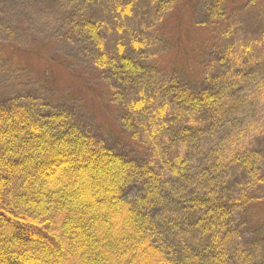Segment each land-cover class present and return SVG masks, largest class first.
<instances>
[{
	"label": "trees",
	"instance_id": "1",
	"mask_svg": "<svg viewBox=\"0 0 264 264\" xmlns=\"http://www.w3.org/2000/svg\"><path fill=\"white\" fill-rule=\"evenodd\" d=\"M113 1L129 14L138 0ZM202 1L208 19L189 24L184 4ZM146 2L159 11L183 2L180 40L190 26L207 33L191 44L195 59L180 54L181 64L155 74L124 45L104 51L97 0H85L93 12L76 0L71 17L97 72L113 74L103 94L86 82L87 105L111 111L105 98L125 90V131L104 120L123 145L80 129L67 110L0 105V264H264V0ZM16 42H0L12 70L24 69L21 53L40 56ZM52 125L75 138L52 135ZM124 179L138 187L131 196Z\"/></svg>",
	"mask_w": 264,
	"mask_h": 264
},
{
	"label": "rangeland",
	"instance_id": "2",
	"mask_svg": "<svg viewBox=\"0 0 264 264\" xmlns=\"http://www.w3.org/2000/svg\"><path fill=\"white\" fill-rule=\"evenodd\" d=\"M34 1L36 0H0V42L13 38L22 43L21 47L25 49L40 50V56L36 52L37 55L21 53L25 58L22 62L24 69L12 70L10 61H0V105L16 101L32 106L34 110L44 111L47 108L52 109L51 111L67 110L73 121L80 123L77 122L80 129L89 126L98 135L101 133L105 135L111 145L120 143L123 145V142L118 141L116 133L111 134L107 131L108 125L104 122L108 118L110 125L115 122L120 131H125L121 117L123 111L121 112L120 108L124 102L123 87L118 88L116 94L105 98L104 104L111 111H105L101 105L94 102L88 106L84 99L87 96L90 98V93L86 92L85 87L88 80L96 84L93 90H100L102 94L112 88L114 81L110 71L102 74L97 72L93 61L95 51L87 46L84 48L85 43H82L81 39H76L72 33L73 25L70 24L73 23L71 17L76 0H40V5L37 6L34 5ZM97 1L102 8L98 13L102 21L100 35L104 51L113 56L116 55L117 46L124 45L128 56L143 61L149 60L155 74L166 72L173 60H176L178 65L181 64L183 58L180 54L190 57L191 60L195 59L191 44H195L197 38L207 36L204 29L190 26L193 31L187 32L184 41L180 40L178 18L183 17L178 13L183 2H180L173 11L169 10L168 6L159 11L150 7L146 0H138L133 4L131 12L124 14L120 9L115 10L113 0ZM125 3L126 1L122 2L124 5ZM90 5L82 0L80 8L87 12L94 7L91 10L93 12L97 7ZM184 6L185 9L182 10L189 16V24L194 25L208 19L205 18L206 2H199L192 7L191 4L188 7L185 4ZM244 29L246 25L243 23V29L240 28L237 33L232 30L230 43H234L238 34L244 33ZM134 41L143 42L146 47L138 49L139 47L134 46ZM187 47L189 54L186 53ZM84 68L85 71L82 73L84 76H78ZM42 106L45 109H41ZM44 112L46 115L50 113L49 110ZM108 112L112 114V118L105 115ZM73 130L77 131L76 128ZM73 130H70V133L74 132ZM50 131L52 135L63 133L61 127L56 125H52ZM66 133L62 134V138L69 140L75 138ZM63 164L64 167H69L71 162L66 160ZM124 180L121 182L120 190L125 196H131L138 187L135 182ZM103 201L108 202L107 199ZM251 231L254 233V230ZM253 235L251 233L248 236L250 242H254L256 238ZM179 242H174L178 248ZM227 264L237 263L232 257Z\"/></svg>",
	"mask_w": 264,
	"mask_h": 264
}]
</instances>
